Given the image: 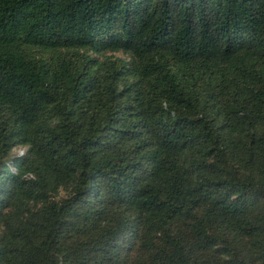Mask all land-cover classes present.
I'll return each instance as SVG.
<instances>
[{
    "label": "trees",
    "instance_id": "trees-1",
    "mask_svg": "<svg viewBox=\"0 0 264 264\" xmlns=\"http://www.w3.org/2000/svg\"><path fill=\"white\" fill-rule=\"evenodd\" d=\"M0 264H264V0H0Z\"/></svg>",
    "mask_w": 264,
    "mask_h": 264
},
{
    "label": "rangeland",
    "instance_id": "rangeland-1",
    "mask_svg": "<svg viewBox=\"0 0 264 264\" xmlns=\"http://www.w3.org/2000/svg\"><path fill=\"white\" fill-rule=\"evenodd\" d=\"M107 55H111V53H107ZM114 56H119V57H121V54H118V53H115V54H113Z\"/></svg>",
    "mask_w": 264,
    "mask_h": 264
}]
</instances>
